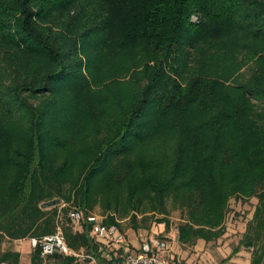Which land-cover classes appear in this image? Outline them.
<instances>
[{
    "label": "trees",
    "instance_id": "1",
    "mask_svg": "<svg viewBox=\"0 0 264 264\" xmlns=\"http://www.w3.org/2000/svg\"><path fill=\"white\" fill-rule=\"evenodd\" d=\"M55 197L62 216L41 205ZM252 197L234 252L262 264L264 0H0V264H23L4 243L59 222L97 264L121 258L72 206L99 205L122 230L178 209L193 243L218 239L231 199ZM44 259L33 248L30 264Z\"/></svg>",
    "mask_w": 264,
    "mask_h": 264
},
{
    "label": "rangeland",
    "instance_id": "2",
    "mask_svg": "<svg viewBox=\"0 0 264 264\" xmlns=\"http://www.w3.org/2000/svg\"><path fill=\"white\" fill-rule=\"evenodd\" d=\"M257 199H236L230 201L229 212L226 218V230L216 240L206 241L197 239L193 243H184L179 238H174L171 243L179 257L190 261L192 264H251L253 259V248L246 245L240 246V249L234 252L235 247L240 243L247 223L254 211ZM68 205L61 200L59 204V216L63 215L62 208ZM95 212L103 214L101 207L96 205ZM105 215V214H104ZM139 217L141 215L139 214ZM161 217V215H160ZM155 218V217H153ZM119 219V218H118ZM123 231L129 232L133 242H140L144 236L149 234L164 235L168 233L171 236L179 235L178 224L182 221L180 210H170L168 222L153 221L150 228L140 227L136 229L130 216L119 219ZM139 221V220H138ZM62 226V223L59 222ZM170 236V237H171ZM171 244V245H172ZM4 246H10L21 252V262L23 264L31 263L33 247L28 238L9 240ZM43 264H81L80 262L71 261L63 262L54 257H45ZM264 264V262L262 263Z\"/></svg>",
    "mask_w": 264,
    "mask_h": 264
},
{
    "label": "built area",
    "instance_id": "3",
    "mask_svg": "<svg viewBox=\"0 0 264 264\" xmlns=\"http://www.w3.org/2000/svg\"><path fill=\"white\" fill-rule=\"evenodd\" d=\"M69 216L76 227H81L84 221L90 225V233L96 238L100 248L106 249L107 257L112 256V250L116 251V255L118 250L122 251L121 258L110 264H192L179 257L171 245L174 238H179L178 234L175 236L168 233L149 234L144 236L139 244H134L117 223L104 222L106 217L104 214L95 211L85 213L83 209L72 206ZM28 239L31 246L38 247L44 257L61 254L74 256L82 264L98 263L96 254L85 250H74L68 245L60 224L54 233L41 237L32 236Z\"/></svg>",
    "mask_w": 264,
    "mask_h": 264
},
{
    "label": "water",
    "instance_id": "4",
    "mask_svg": "<svg viewBox=\"0 0 264 264\" xmlns=\"http://www.w3.org/2000/svg\"><path fill=\"white\" fill-rule=\"evenodd\" d=\"M60 203H61V198L55 197L53 199L44 201L41 205L42 207L47 208V207H53L59 205Z\"/></svg>",
    "mask_w": 264,
    "mask_h": 264
},
{
    "label": "crops",
    "instance_id": "5",
    "mask_svg": "<svg viewBox=\"0 0 264 264\" xmlns=\"http://www.w3.org/2000/svg\"><path fill=\"white\" fill-rule=\"evenodd\" d=\"M126 234H127V236H128V238H129V240H131L132 242H133V239H132V236H130L129 235V232H126ZM140 242L142 241V239L141 240H139ZM134 242H135V240H134ZM133 242V243H134ZM140 242H136V244H139ZM135 244V243H134ZM172 247H173V249H174V245L172 244ZM177 253V252H176Z\"/></svg>",
    "mask_w": 264,
    "mask_h": 264
}]
</instances>
